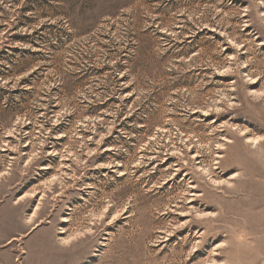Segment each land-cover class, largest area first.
Listing matches in <instances>:
<instances>
[{"label":"rangeland","instance_id":"374dc122","mask_svg":"<svg viewBox=\"0 0 264 264\" xmlns=\"http://www.w3.org/2000/svg\"><path fill=\"white\" fill-rule=\"evenodd\" d=\"M0 264H264V0H0Z\"/></svg>","mask_w":264,"mask_h":264}]
</instances>
